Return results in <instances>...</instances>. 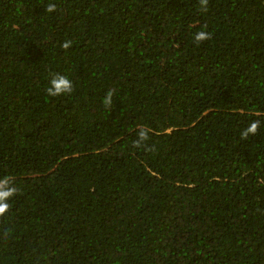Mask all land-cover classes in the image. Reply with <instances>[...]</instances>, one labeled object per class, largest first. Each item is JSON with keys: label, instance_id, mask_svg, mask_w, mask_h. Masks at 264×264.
Wrapping results in <instances>:
<instances>
[{"label": "trees", "instance_id": "16d2710c", "mask_svg": "<svg viewBox=\"0 0 264 264\" xmlns=\"http://www.w3.org/2000/svg\"><path fill=\"white\" fill-rule=\"evenodd\" d=\"M202 2L0 0V264H264V0Z\"/></svg>", "mask_w": 264, "mask_h": 264}, {"label": "clouds", "instance_id": "9594fccd", "mask_svg": "<svg viewBox=\"0 0 264 264\" xmlns=\"http://www.w3.org/2000/svg\"><path fill=\"white\" fill-rule=\"evenodd\" d=\"M206 3V0H203L202 7H204V4ZM55 9L54 3H49L48 5V11H52ZM208 38V34L201 31L195 34L194 39L197 42H200L204 39ZM65 47H67V44H65ZM73 90V85L71 80L65 76L56 74L54 75L50 81L49 85L46 89L47 94L51 97H56L64 94L71 93ZM111 102V94L109 93L108 97L105 100V103ZM258 127V122H252L244 131L241 132V137H247L250 133H254ZM139 140H146L147 139V132L144 130H141L139 132ZM139 143V141H137ZM16 192V188L13 184V178L11 176H0V215H3L5 212L9 209V200L13 197V195Z\"/></svg>", "mask_w": 264, "mask_h": 264}]
</instances>
